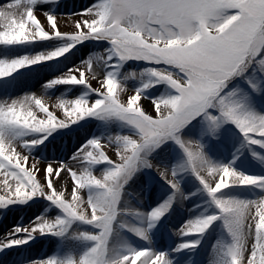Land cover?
Listing matches in <instances>:
<instances>
[{"label": "snow or ice", "instance_id": "obj_1", "mask_svg": "<svg viewBox=\"0 0 264 264\" xmlns=\"http://www.w3.org/2000/svg\"><path fill=\"white\" fill-rule=\"evenodd\" d=\"M23 2L26 10L19 17L0 11L5 29L0 31V89L19 86L18 77L51 69L41 87L45 95L61 93L55 103L61 116L34 94L0 101V210L43 198L58 214H39L28 225H15L0 236V252L43 236L72 246L22 264H174L171 253L151 247L154 230L175 204L202 194L176 232L194 239H182L173 251L199 249L216 225L222 237L210 264H264V195L237 194L244 188L264 192V175L241 171L237 164L250 154L264 167V151L257 150H264V0H90L82 11L63 14L78 17L72 33L59 30L61 0ZM21 3L16 0L17 6ZM41 42H47L44 50H37ZM89 42L103 52L81 58L82 67H69L66 62ZM91 80L101 87L93 88ZM129 81L138 86L122 102L117 90L126 94ZM73 90L79 94L67 98ZM142 98L149 99L155 116L140 105ZM97 121L100 134H91L73 153L79 172L63 161L59 167L47 163L41 181L40 156L25 167L29 155L54 134ZM115 128L128 134H111ZM102 141L115 146L119 162L107 155ZM21 142L28 155L16 151ZM223 151L231 155L227 162L220 158ZM98 165H104L99 177ZM149 170L171 192L145 212L132 206L138 193L128 189ZM63 172L72 180L69 199L66 185L55 187ZM186 175L198 180L197 193L184 192ZM79 190H86V200ZM136 238L148 246H137Z\"/></svg>", "mask_w": 264, "mask_h": 264}, {"label": "rangeland", "instance_id": "obj_2", "mask_svg": "<svg viewBox=\"0 0 264 264\" xmlns=\"http://www.w3.org/2000/svg\"><path fill=\"white\" fill-rule=\"evenodd\" d=\"M6 0H0L3 2ZM63 7L56 9L57 17L61 18H77L75 16H65V13L71 12H80L83 7L90 3V0H61ZM39 11V10H37ZM59 30L61 32L72 33L75 31L74 24L72 22H65L62 25H58ZM47 42H41V45L37 50H44L43 45ZM32 49H20L16 53L17 55H23L26 52H31ZM75 51V50H74ZM98 52H103L102 48H99L95 45L94 42H89L87 47H81L80 51H76L75 56H71L70 60L67 63L69 67L75 65L77 67H82L81 58L87 59L89 55H95ZM134 63L135 70H140V65L138 63ZM66 70V69H65ZM51 72V69H39L36 72H32L27 76L21 78L23 81L29 82L27 88H23L20 95L22 94H35V91H42L41 94L44 98L55 99L61 95L60 92H55V95H45L43 93L41 83L43 80L49 78V74H45V72ZM59 75V73H57ZM87 77V73H85ZM93 88H100L101 85L96 80L90 81ZM135 86H138V82L129 81L128 82V91L127 93H121L119 89L117 90V95L120 97L123 102L126 100L127 96L135 94ZM61 90H65L70 86H59ZM55 91V90H52ZM154 91V90H153ZM16 93H13L12 90L2 93L0 95V101L5 99H13L16 97ZM75 90L67 92V98H74L78 95ZM19 95V96H20ZM141 106H143L150 114L153 116L156 113L152 110V105L147 98H142L139 102ZM58 117L61 116L60 110H55ZM83 127L78 125H73L71 129H64L61 132L54 134L55 138H49V141H46L45 145H41L36 153L33 155H29L28 163L25 167L30 168L34 162V156H40L39 168L41 171L37 174V179L43 181L44 179V171L43 169L46 167L47 163H52L53 167H59L60 163L63 161L68 166L73 167L74 170L78 172L81 170V165L74 159H72L74 151L77 147L85 141L91 134L99 135L101 129L96 125H99V122L93 123H85ZM118 132H122L123 134H128L126 129L115 128L111 134H116ZM187 138V137H186ZM195 140V138H191ZM103 150L107 153V155L114 161L119 162L115 146L107 145L106 141H102ZM210 148L213 150V156H216L217 153L215 151L216 145L213 143L210 145ZM258 151L260 150L257 146ZM16 151H19L23 155H28L27 150H24L22 144L18 145ZM220 158L227 162L231 159V155L227 151H223L220 154ZM243 161V163L241 162ZM170 162V161H169ZM153 163H157V161H153ZM237 164L241 171H245L249 174L256 175H264V167L258 164V161L255 158H251L250 154L245 157H241V160L237 161ZM104 165H98L95 169V174L99 177L100 169H102ZM207 177L205 173H202ZM171 178V177H169ZM3 179V173L0 172V180ZM226 182L232 183L233 177H226ZM9 182L13 183L11 178H9ZM14 186V184H13ZM57 190L59 188L56 186ZM182 187L185 193H197L200 189V184L198 180L192 175H186L182 178ZM70 190L72 191V183L70 186ZM70 191V192H71ZM128 191L132 193H138V196H134L131 199V204L136 209L141 211H151V209L155 208L159 203H162L170 194L171 189L169 186L160 178V176L156 173L155 170H149L139 174L138 178L134 180L131 184ZM69 192V193H70ZM69 193H65L66 199H69ZM4 194L2 190H0V195ZM237 194L251 199H258L260 196L264 195V192L258 189L244 188L237 190ZM79 195L87 199L86 190H79ZM203 198V195H196L189 200H186L183 204L177 203L173 206L172 211L164 217L157 228L153 233V244L151 247L156 248L159 251H165L171 253L174 264H210L212 260L216 258L215 246L218 239L222 237V230L217 228L216 225L213 226V229L210 230V234H207L202 245L199 249L194 251L185 250L183 252H174L175 249L181 242L182 239H194V237H185L181 238L176 235V232L180 227L190 218V213L188 211L189 208L192 207L193 204H196L200 199ZM41 201L31 202L29 205H15L11 206L10 210H0V236H3L6 232L12 229L17 224L28 225L30 222L34 220L37 215H44L46 218H51L52 216L58 214V212L54 208L46 207V201H43V198H39ZM88 207V212L90 214V207ZM253 211L255 209L253 208ZM125 222H133L131 217H125ZM79 230H89L95 231L90 226H81ZM128 235V236H127ZM127 238L130 242L133 241L132 234H127ZM135 243L137 246H148L147 242L141 241L136 238ZM71 242H67L66 244H62L57 238L54 237H43L38 236L36 240H34L31 245H25L21 249H6L5 252H0V264H22V262H26L28 258H45L56 254L61 251L62 248H70ZM143 259V258H142ZM139 264V262H137Z\"/></svg>", "mask_w": 264, "mask_h": 264}, {"label": "bare ground", "instance_id": "obj_3", "mask_svg": "<svg viewBox=\"0 0 264 264\" xmlns=\"http://www.w3.org/2000/svg\"><path fill=\"white\" fill-rule=\"evenodd\" d=\"M25 10H26V4H25V2H23V0H22V3L20 5H18V6L16 5V0H6V1L0 2V11L15 12L17 14V17H19V14L23 13ZM35 14L41 20L42 23H45V27L47 29V24L45 22V18H44L43 15H41V12L40 11H36ZM74 20H75V18H61V17H57V23H58V25H62L63 23L69 22V21L70 22H73ZM2 30H5L4 29V22L2 20H0V31H2ZM49 73H50L49 71L48 72H45L43 74V76H46ZM18 79H21V78L18 77ZM27 85L30 86L29 85V82H27V81L25 82V81H23L21 79V84L19 86H16V87H8L6 89H0V95L2 93H5L7 91H10V90H12L13 93L21 92L23 90V88H27ZM41 92L42 91H39V90L38 91H35V94L34 95H36L37 97H41V98L45 99V102H46L47 106L50 108V110L55 111L56 110L55 103L57 102V100L50 99V98H44L42 96ZM16 94L17 95H16L15 98H19V97H22V96L25 95V94L20 95L19 93H16ZM31 95H33V94H31ZM21 144H22V142H21ZM19 153H21V152L19 151ZM22 154H23V152H22ZM71 183H72V180L69 178V174L67 172H63V173H61V179L58 180V181H56L55 184L59 188V190L61 189V185L62 184L66 185L67 191L65 193H69L71 191L70 190Z\"/></svg>", "mask_w": 264, "mask_h": 264}]
</instances>
